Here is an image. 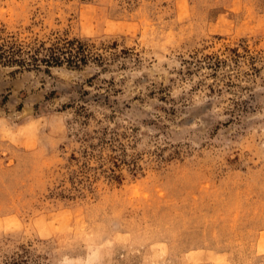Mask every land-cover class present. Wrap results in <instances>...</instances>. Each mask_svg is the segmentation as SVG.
<instances>
[{
    "label": "rangeland",
    "instance_id": "obj_1",
    "mask_svg": "<svg viewBox=\"0 0 264 264\" xmlns=\"http://www.w3.org/2000/svg\"><path fill=\"white\" fill-rule=\"evenodd\" d=\"M0 34L102 58L0 64V264H264V0H0Z\"/></svg>",
    "mask_w": 264,
    "mask_h": 264
},
{
    "label": "trees",
    "instance_id": "obj_2",
    "mask_svg": "<svg viewBox=\"0 0 264 264\" xmlns=\"http://www.w3.org/2000/svg\"><path fill=\"white\" fill-rule=\"evenodd\" d=\"M236 55L234 50L230 51ZM88 41L57 37L54 40L18 42L0 34V64L23 69H40L66 66L78 69L90 61H101ZM254 69V68H253Z\"/></svg>",
    "mask_w": 264,
    "mask_h": 264
}]
</instances>
